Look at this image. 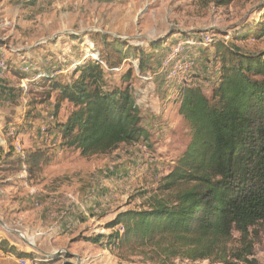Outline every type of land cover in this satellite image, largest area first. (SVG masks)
Segmentation results:
<instances>
[{
    "label": "rangeland",
    "instance_id": "374dc122",
    "mask_svg": "<svg viewBox=\"0 0 264 264\" xmlns=\"http://www.w3.org/2000/svg\"><path fill=\"white\" fill-rule=\"evenodd\" d=\"M218 1L0 0V69L5 71L3 75L0 71V220L3 215L8 217L2 221L5 226L0 224V264H21L23 257L19 254L31 255L26 257V264H158L140 251L120 254L113 245L109 246L112 232L107 226L115 221L117 209L103 217L93 233L78 234V227L72 224L67 228L68 237L60 234L54 239L38 231L48 224L32 228L41 207L40 201L33 199L40 173L29 181L28 173L22 178L23 167L13 173L6 163V152L13 146L16 151L28 153L33 151L25 146L30 140H45L51 130L58 133L55 125L67 119L72 106L62 103L56 115L58 93L52 92V85L71 78L78 63L96 59L101 45L92 43L88 34H109L124 40L137 53H145L143 72L139 71L137 56L111 70L108 79L120 85L121 77L131 72L128 83L138 101L143 124L152 135L150 146L139 144L138 153L144 155V162L135 169L151 163L155 169L148 167L151 180L136 187L123 205L128 210L148 208L154 197L167 198L170 194L161 191V175L171 171L191 140V131L179 114L180 89L199 87L211 96L220 72L216 49L219 43L246 54L264 51V37H243L263 20L264 0H231L225 5ZM162 41L161 48L152 47L153 42ZM53 150L51 146L46 149L51 158L56 157ZM69 150V156L75 153ZM53 167L48 164L42 171ZM14 175L17 178L12 180ZM136 176L137 171L127 177ZM17 182L27 186L22 184L15 192L10 186ZM61 184L62 180L55 182L56 186ZM19 200V206L12 208L10 204ZM97 235L105 237L101 243L89 241ZM252 235L254 258L264 264V223L257 225ZM235 237L239 239L238 234ZM169 264L210 263L174 259Z\"/></svg>",
    "mask_w": 264,
    "mask_h": 264
},
{
    "label": "trees",
    "instance_id": "16d2710c",
    "mask_svg": "<svg viewBox=\"0 0 264 264\" xmlns=\"http://www.w3.org/2000/svg\"><path fill=\"white\" fill-rule=\"evenodd\" d=\"M88 35L101 45L96 59L78 63L71 78L52 85V92L58 93L56 115L62 103L72 106L67 120L55 125L61 148L91 157L110 154L122 145L150 146L152 135L128 83L131 72L121 77L120 85L108 79L111 70L137 56L143 72L144 51L137 53L109 34ZM248 36L264 37V17L243 34ZM163 43L153 42L152 47ZM216 49L220 72L211 96L194 86L179 91V114L191 140L161 180V191L170 195L154 197L148 208L123 211L107 226L112 232L107 243L120 254L140 251L158 264L174 259L260 264L254 258L252 234L264 223V51L246 54L224 43ZM22 152L11 146L6 163L13 173L23 167L28 181L52 161L41 149ZM104 238L97 235L89 241L101 243Z\"/></svg>",
    "mask_w": 264,
    "mask_h": 264
},
{
    "label": "crops",
    "instance_id": "0c3cea01",
    "mask_svg": "<svg viewBox=\"0 0 264 264\" xmlns=\"http://www.w3.org/2000/svg\"><path fill=\"white\" fill-rule=\"evenodd\" d=\"M0 71L2 75L5 73L1 69ZM136 103L138 105V101ZM28 105L27 103L25 111L28 110ZM21 110L23 112L24 108L21 107ZM68 116L69 114L67 118ZM48 135L45 140H39L36 137L34 141L30 140L25 146L32 148L33 151L41 149L45 152L51 146L54 148L53 152L56 153V157L52 158L49 163L50 166L53 165L54 167L40 172V184L35 187L37 195L33 197L34 200L40 201L41 207L36 213V226L32 228H37L44 223L48 224L47 230L43 228L38 231L42 230L50 238L55 239L60 234L62 237H68L67 228L72 224L78 227V234L81 232L93 233L94 230L97 232V227L107 214L116 209L117 214L128 210L123 205L124 199L129 197L137 189L136 187L145 186L143 181L151 180L152 171L150 172L149 166L155 170L151 165L152 163L143 166L141 169H135L144 162V155L138 153V149L141 148L139 144L122 145L124 147L106 155L85 157L81 155L80 151L74 150L75 153L69 156L68 152L71 150L62 149L60 146L62 140L60 134L51 130ZM57 146L61 149L62 154L59 153ZM64 155L66 156L65 160L62 159ZM112 165L115 167L114 169ZM136 171V178L129 179L127 177L131 173L135 174ZM168 173L169 171L161 176L164 177ZM26 176L27 171L23 170L22 178ZM15 178H17L15 175L11 177L12 180ZM58 180H62V184L56 186L55 182ZM22 184L27 186V183L17 182L15 186H10V188L17 192L19 187L23 186ZM125 189L127 192H124ZM2 191L1 189L0 195ZM70 195L74 197L73 201H70ZM20 202L21 200L15 202V205H10L12 208H16ZM88 215H93V217ZM2 217L3 222L8 220V217L4 218V215ZM17 224L20 223L17 222Z\"/></svg>",
    "mask_w": 264,
    "mask_h": 264
},
{
    "label": "bare ground",
    "instance_id": "6f19581e",
    "mask_svg": "<svg viewBox=\"0 0 264 264\" xmlns=\"http://www.w3.org/2000/svg\"><path fill=\"white\" fill-rule=\"evenodd\" d=\"M209 40H210V39H207L208 42H209ZM207 44H208V43H207ZM3 64H4V63H3ZM1 67H2V66H1ZM3 67H4V66H3ZM3 67H2V68H3ZM20 261H21V262H20L21 264H26V263H27V261L24 260V259H23V260H20Z\"/></svg>",
    "mask_w": 264,
    "mask_h": 264
},
{
    "label": "water",
    "instance_id": "95a60500",
    "mask_svg": "<svg viewBox=\"0 0 264 264\" xmlns=\"http://www.w3.org/2000/svg\"><path fill=\"white\" fill-rule=\"evenodd\" d=\"M0 224L2 225V226H5V224L0 220ZM31 244V243H30ZM32 245V244H31Z\"/></svg>",
    "mask_w": 264,
    "mask_h": 264
},
{
    "label": "built area",
    "instance_id": "2783aa9c",
    "mask_svg": "<svg viewBox=\"0 0 264 264\" xmlns=\"http://www.w3.org/2000/svg\"><path fill=\"white\" fill-rule=\"evenodd\" d=\"M3 59H0V62L2 61Z\"/></svg>",
    "mask_w": 264,
    "mask_h": 264
}]
</instances>
